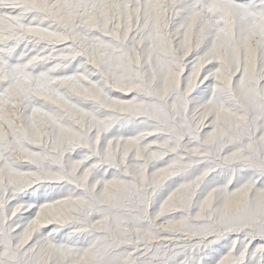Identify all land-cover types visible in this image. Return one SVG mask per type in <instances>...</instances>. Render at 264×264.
Masks as SVG:
<instances>
[{"label": "snow or ice", "instance_id": "1", "mask_svg": "<svg viewBox=\"0 0 264 264\" xmlns=\"http://www.w3.org/2000/svg\"><path fill=\"white\" fill-rule=\"evenodd\" d=\"M0 264H264V0H0Z\"/></svg>", "mask_w": 264, "mask_h": 264}, {"label": "rangeland", "instance_id": "2", "mask_svg": "<svg viewBox=\"0 0 264 264\" xmlns=\"http://www.w3.org/2000/svg\"><path fill=\"white\" fill-rule=\"evenodd\" d=\"M166 192H167V189H166V188H165V189H162V190L158 193V197H157V199L162 198L163 195L166 194ZM30 211H32V210H30ZM24 215H27V213H25Z\"/></svg>", "mask_w": 264, "mask_h": 264}]
</instances>
